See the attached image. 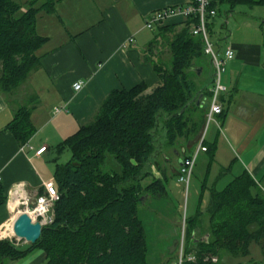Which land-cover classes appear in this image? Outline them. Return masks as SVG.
I'll return each instance as SVG.
<instances>
[{
	"label": "trees",
	"instance_id": "obj_1",
	"mask_svg": "<svg viewBox=\"0 0 264 264\" xmlns=\"http://www.w3.org/2000/svg\"><path fill=\"white\" fill-rule=\"evenodd\" d=\"M39 1L0 0V90L4 93L15 91L39 65L37 51L46 38L36 31L37 16L41 11L52 13L61 0H43L38 6ZM220 1L232 7L264 6V0ZM191 22L159 28L171 58L169 65L151 59L159 76L151 91L144 84L113 91L96 117L60 145L61 150L70 149L71 158L56 166L59 199L53 222L43 227L36 243L25 247L14 239H0V264L24 258L36 248L46 255L44 264H148L147 234L139 208L145 195L157 199L168 195V177H154L152 165L158 163L162 147L199 132L204 114L201 120L196 118L194 110L200 107L196 102L203 93L212 95L207 90L213 81L205 91L195 79L194 68L210 59L202 37L190 32ZM212 25L207 23L210 35ZM159 35L150 45L151 52ZM8 127L18 140H27L33 133L28 109L19 108ZM109 155L117 167L105 171ZM7 199L0 184V205ZM206 211L209 228L195 238L201 211L186 217L182 264H220L223 253L247 257L252 243L259 245L262 259L243 264H264V190L247 171L221 190L212 187ZM207 234L208 239L193 242ZM190 253H195V262L187 260ZM214 257L218 261H212Z\"/></svg>",
	"mask_w": 264,
	"mask_h": 264
},
{
	"label": "crops",
	"instance_id": "obj_2",
	"mask_svg": "<svg viewBox=\"0 0 264 264\" xmlns=\"http://www.w3.org/2000/svg\"><path fill=\"white\" fill-rule=\"evenodd\" d=\"M214 2L218 14L208 21L213 23L211 40L216 50L233 48L235 57L226 64L221 78L227 88L220 97L224 111L218 118L224 139L215 130L216 127L220 129L217 124L211 122L216 127L210 130L209 125L206 130L205 145L210 150L205 152L213 155L218 148V152L229 156L221 164L213 184L207 186L208 173L202 188H208L210 194L212 187L217 188L218 180L236 168L237 175L247 171L264 190V6L243 3L232 7L229 2ZM188 3V0H61L52 13L41 11L38 14L36 31L46 38L37 51L39 65L15 91L4 93L0 90V184L7 196L8 190L17 183H24L32 198L46 193L45 183L55 184L56 166L70 151L69 148L61 150L60 145L96 117L113 91L144 84L149 92L158 84L159 76L151 59L162 62L164 52L169 55L170 51L159 35V28L155 35L144 28L146 17L156 10L183 7ZM223 5H226L225 17L221 19ZM184 22L181 18H172L162 26L180 27ZM219 27L223 28V37L214 35ZM157 35L160 39L151 52L150 45ZM207 64L210 68L208 80L204 83L201 79L204 70L195 77L201 89L212 81L208 59ZM78 81L83 87L76 91L73 85ZM210 88L211 85L206 90ZM209 102V96L203 93L196 102L200 107L194 110L195 116L198 112H202L200 116L204 114V123ZM22 107L28 109L33 127L32 135L24 142L8 127ZM57 107L59 112H55ZM204 123L195 136L166 147L178 157L179 165L170 169L176 181L182 160L197 148ZM42 147L46 149L38 155ZM164 149L162 147L160 153ZM163 155L168 161L169 154L164 152ZM154 169L158 178L163 177L162 171L167 176L168 170L160 164L156 163ZM14 201L7 203V199L0 205V239H14L25 247L13 233L18 214ZM159 204L166 209L163 203ZM162 207L163 215L172 214L174 218V209L164 212ZM197 229L200 232V226ZM45 261V253L36 248L24 258L6 264Z\"/></svg>",
	"mask_w": 264,
	"mask_h": 264
},
{
	"label": "rangeland",
	"instance_id": "obj_3",
	"mask_svg": "<svg viewBox=\"0 0 264 264\" xmlns=\"http://www.w3.org/2000/svg\"><path fill=\"white\" fill-rule=\"evenodd\" d=\"M24 1L25 0H22V2ZM41 3H42V0L38 2V4H41ZM26 8L27 6H24L22 10ZM225 10H226V5H223L221 7V14H220L221 19L225 17L224 16ZM156 32L157 31H153V34L155 35ZM223 32H224L223 28L219 27V30H216L214 35L215 37L221 36V35L223 37ZM154 35H152V37ZM170 58H171V54L169 53L168 55V53L165 51L163 54L164 61L163 60L161 61L169 65ZM200 64H201L200 67H203V70H204V73L202 74L201 79L205 83L209 78L210 68L206 60L200 62ZM201 113L202 112H198L196 114L197 119H200V120L202 119V116H200ZM205 125H206V121L204 123V127ZM209 125L208 126L211 127L210 130H213V128L216 127L214 126V123H210ZM217 126L220 128V125H217ZM215 130L218 131V133H220V137H223L222 139H224L223 128L218 129L216 127ZM159 132L160 134H162V136H164L165 132L162 129H160ZM218 150L219 149L217 148V150L215 151L213 155H211V153H206V152H201L198 155L197 160H196V165L194 167V173L191 177L187 192L181 184L177 183V181L175 180V177L170 172V169L172 167L177 168V166L179 165L178 157L173 153L171 148L164 149V152H167L169 154L167 155L169 157L168 161H166L163 157L164 152L160 153V155L157 157L158 164H160L162 167H165L168 170L167 176L169 180L168 182L169 196L168 198L167 197L165 199L163 198V200H166L165 202H163V201H160L162 199H157L155 197L145 195L143 204L139 208V216L144 223L146 234H147V245H148L147 263L148 264H179L181 247H182L181 243L182 241L184 242L183 232H182L184 212H186V215L188 217H191V216H194L197 211H201L200 233H203V232L205 233L206 231L205 227L207 229L209 228V216L206 211L208 198H209V190L208 188L203 189L202 185L205 182L206 175H208L209 173V176H208L209 181H208L207 186H211L213 184V181L216 179L215 176L218 170L221 168V164L223 163V161L228 160V156H229L228 153L226 154V153L218 152ZM62 157H63L62 163L67 162L71 158V152L68 151L67 154H65ZM114 167H117V166L115 165V162L112 160V156L109 155L107 159V163L104 165V170L110 171V170H113ZM153 167L155 168V165H152V169L154 172V176H156L158 172ZM160 174L163 176V171L160 172ZM237 174L238 173H236V168H233L231 172L226 173L220 178V180H218V184L216 185L217 188L219 189L223 188ZM14 202H16V205L14 208L16 209L18 202L17 201H14ZM159 203H163L164 206L166 207L165 209L161 206L164 209V212L171 211L170 208L174 209L176 211V214H174V218L172 217V214L168 216L163 215L162 210H160L161 207ZM20 210L23 212L25 208L21 207ZM158 211H161V212H158ZM18 214L16 216H18ZM202 224L204 226H202ZM198 232L199 230L196 229L194 234L198 236L197 235ZM19 242L24 243L25 246L30 244V243H27L25 240H19ZM250 259L261 260V250H260L259 245L256 243L251 244L249 256L235 257L233 255L223 253L221 258L219 259V263L220 264H243ZM39 264H44V262L39 263Z\"/></svg>",
	"mask_w": 264,
	"mask_h": 264
},
{
	"label": "built area",
	"instance_id": "obj_4",
	"mask_svg": "<svg viewBox=\"0 0 264 264\" xmlns=\"http://www.w3.org/2000/svg\"><path fill=\"white\" fill-rule=\"evenodd\" d=\"M189 3L183 7H166L160 10L152 12L146 17L144 28L150 31H156L160 26L164 24L165 21L172 18H181L184 21L192 19L190 32L192 35L201 36L204 41V53L209 57L212 66V85L210 88L211 98L209 110L206 114V125L203 132L199 137L197 148L191 154L182 160L177 173V182L180 183L186 192L189 188V183L191 177L194 173V167L196 165V160L200 152L207 151V146L205 145V134L208 125L211 122L219 125L218 118L223 114L224 108L220 100L223 93L227 92L226 86L222 84L221 78L222 74L226 69V64L234 59L235 51L231 47H227L223 51L216 50L214 44L211 40V35L208 31L207 23L210 18L217 16L218 11L216 7H213L215 0H188ZM134 41V39H130ZM76 91L81 90L83 83L78 81L73 85ZM60 108H55V112H59ZM218 117V118H217ZM46 147H42L37 154H41L45 151ZM2 178L0 176V182ZM46 193L36 196L35 198L30 197L27 194L26 187L24 183H17L13 185L8 190V202L13 198L18 200V205L16 206L17 213H21V207H24L23 212H27L33 219V221H39L42 226L50 225L53 222L54 216V204L59 199V193L53 182L45 183ZM186 212H184L183 220V238L186 231ZM181 252L184 249L185 243H181ZM189 259L194 260V256H190ZM217 260V259H214Z\"/></svg>",
	"mask_w": 264,
	"mask_h": 264
},
{
	"label": "water",
	"instance_id": "obj_5",
	"mask_svg": "<svg viewBox=\"0 0 264 264\" xmlns=\"http://www.w3.org/2000/svg\"><path fill=\"white\" fill-rule=\"evenodd\" d=\"M202 67H195L194 71L197 74L202 73ZM43 226L39 221H33L32 217L27 212H21L16 217L13 224V233L18 240H25L27 243H36L42 234ZM194 234L193 238H195ZM209 236L204 235L203 237L196 238L193 240L194 243L208 239Z\"/></svg>",
	"mask_w": 264,
	"mask_h": 264
},
{
	"label": "bare ground",
	"instance_id": "obj_6",
	"mask_svg": "<svg viewBox=\"0 0 264 264\" xmlns=\"http://www.w3.org/2000/svg\"><path fill=\"white\" fill-rule=\"evenodd\" d=\"M14 200H16V201L18 202V200H17L16 198L11 199L10 201H14ZM15 205H16V202H15ZM8 229H9V228H8ZM190 256H194L195 259H194V260L189 259ZM196 259H197V258H196L195 253H190V254L187 256V260H188V261L195 262ZM214 259H217V258H216V257L212 258V261L216 262L217 260H214ZM182 262H183V253L181 252V254H180V261H179V264H182Z\"/></svg>",
	"mask_w": 264,
	"mask_h": 264
}]
</instances>
